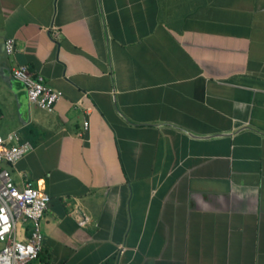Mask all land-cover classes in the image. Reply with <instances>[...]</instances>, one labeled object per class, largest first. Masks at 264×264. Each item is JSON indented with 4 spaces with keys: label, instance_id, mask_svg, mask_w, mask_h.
Segmentation results:
<instances>
[{
    "label": "crops",
    "instance_id": "0c3cea01",
    "mask_svg": "<svg viewBox=\"0 0 264 264\" xmlns=\"http://www.w3.org/2000/svg\"><path fill=\"white\" fill-rule=\"evenodd\" d=\"M14 132V183L51 196L27 264H264V0H0Z\"/></svg>",
    "mask_w": 264,
    "mask_h": 264
},
{
    "label": "built area",
    "instance_id": "2783aa9c",
    "mask_svg": "<svg viewBox=\"0 0 264 264\" xmlns=\"http://www.w3.org/2000/svg\"><path fill=\"white\" fill-rule=\"evenodd\" d=\"M54 40H59L60 31L52 30ZM5 51L12 55L16 50L15 38L5 41ZM12 76L22 82L29 100L42 109L52 111L63 93L50 88L45 77L31 70L25 64L12 68ZM90 112V108L87 109ZM83 128L90 125L88 118ZM33 148L29 142H19V135L14 132L8 137L0 134V264H27L39 257L42 242V222L48 209L51 196L24 174L21 186L14 183L11 168L22 156ZM85 220L81 221L84 224Z\"/></svg>",
    "mask_w": 264,
    "mask_h": 264
},
{
    "label": "rangeland",
    "instance_id": "374dc122",
    "mask_svg": "<svg viewBox=\"0 0 264 264\" xmlns=\"http://www.w3.org/2000/svg\"><path fill=\"white\" fill-rule=\"evenodd\" d=\"M4 246V242L0 241V248Z\"/></svg>",
    "mask_w": 264,
    "mask_h": 264
}]
</instances>
